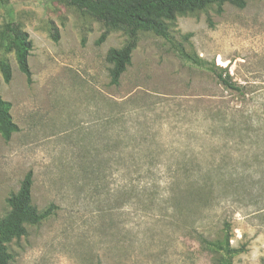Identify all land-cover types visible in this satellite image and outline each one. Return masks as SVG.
Masks as SVG:
<instances>
[{"label":"rangeland","instance_id":"rangeland-1","mask_svg":"<svg viewBox=\"0 0 264 264\" xmlns=\"http://www.w3.org/2000/svg\"><path fill=\"white\" fill-rule=\"evenodd\" d=\"M221 8L177 16L170 39L240 92L149 32L112 85L123 32L97 44L103 25L66 0H0V31L13 23L32 43L31 83L0 47L18 126L0 136V215L29 170L32 203L57 207L7 245L10 264H220L203 240L224 223L243 248L232 264H264V1Z\"/></svg>","mask_w":264,"mask_h":264},{"label":"trees","instance_id":"trees-1","mask_svg":"<svg viewBox=\"0 0 264 264\" xmlns=\"http://www.w3.org/2000/svg\"><path fill=\"white\" fill-rule=\"evenodd\" d=\"M69 4L90 14L103 25V32L96 43H102L111 31H121L126 39L119 48L108 51L110 84L117 86L120 76L131 63V54L136 48L140 32H149L165 39L170 44V50L176 56L199 69L210 72L218 83L226 89L240 92L241 86L235 84L225 70L214 63L208 64L196 55L186 51L182 43H174L170 39V25L177 16L204 11L215 5L218 11L225 3L242 8L245 0H66ZM264 1V0H263ZM52 39L57 40L53 34ZM0 47L6 52L13 51L19 71L25 76L27 83H31V72L28 65V56L32 43L27 32L18 25L6 23L0 31ZM0 72L5 83L11 79L10 64L0 60ZM11 104L0 96V136L8 141L11 135L18 131V126L10 114ZM33 174L29 170L20 181L16 192L11 193L6 203L8 212L0 215V264H10L12 255L7 245L13 239H19L26 234V225H38L55 213L56 206L51 203L46 208L38 210L32 203L31 188ZM195 188L206 187L205 184L194 182ZM221 239L210 241L204 239L206 246L219 252L220 264H232V259L243 251V248H234L230 244L229 224L224 223L221 230Z\"/></svg>","mask_w":264,"mask_h":264},{"label":"bare ground","instance_id":"bare-ground-1","mask_svg":"<svg viewBox=\"0 0 264 264\" xmlns=\"http://www.w3.org/2000/svg\"><path fill=\"white\" fill-rule=\"evenodd\" d=\"M221 58V57H220ZM221 62V61H220Z\"/></svg>","mask_w":264,"mask_h":264}]
</instances>
